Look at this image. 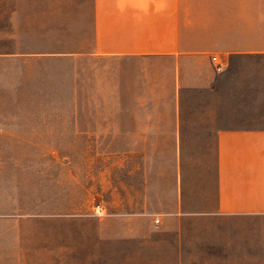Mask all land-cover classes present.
<instances>
[{"label": "crops", "instance_id": "1", "mask_svg": "<svg viewBox=\"0 0 264 264\" xmlns=\"http://www.w3.org/2000/svg\"><path fill=\"white\" fill-rule=\"evenodd\" d=\"M89 9L85 59L123 66L105 110L117 113L123 146L116 185L103 211L87 214L95 257L107 263L115 247L117 264H264V0ZM105 81L102 97L114 96ZM0 214V264H28L26 224L37 215Z\"/></svg>", "mask_w": 264, "mask_h": 264}, {"label": "rangeland", "instance_id": "2", "mask_svg": "<svg viewBox=\"0 0 264 264\" xmlns=\"http://www.w3.org/2000/svg\"><path fill=\"white\" fill-rule=\"evenodd\" d=\"M91 3L0 0V213L37 215L26 224L28 264H101L87 214L116 185L123 146L117 113L105 110L123 66L85 59ZM102 75L114 96L102 97ZM112 248L104 264H117Z\"/></svg>", "mask_w": 264, "mask_h": 264}, {"label": "built area", "instance_id": "3", "mask_svg": "<svg viewBox=\"0 0 264 264\" xmlns=\"http://www.w3.org/2000/svg\"><path fill=\"white\" fill-rule=\"evenodd\" d=\"M213 62H214V67L216 69V71L220 72L223 71L226 67V64L224 63V61H222L219 56L214 55L212 57ZM101 211H103V207L101 205L97 206V213H100ZM157 221H159V219H157Z\"/></svg>", "mask_w": 264, "mask_h": 264}]
</instances>
